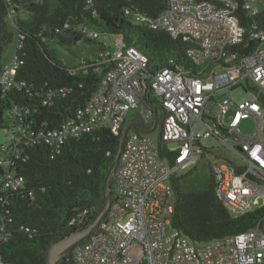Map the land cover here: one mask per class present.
<instances>
[{"label": "built area", "instance_id": "obj_1", "mask_svg": "<svg viewBox=\"0 0 264 264\" xmlns=\"http://www.w3.org/2000/svg\"><path fill=\"white\" fill-rule=\"evenodd\" d=\"M167 4L157 19L141 21L173 39L184 36L193 43L187 55L198 75L175 63L150 75L149 60L136 47L120 42L114 49L106 46L97 60L104 74L87 107L45 137L56 146L101 128L124 137L115 172L118 200L97 231L74 248L75 264H264V230L259 224L196 246L174 230L170 220L171 179L200 161H209L217 198L231 213H247L254 197L264 198V31L252 34L259 48L238 64L228 55L246 32L236 12L241 7L255 17L264 10V0H245L242 6L236 0ZM19 64L23 62L15 56L0 76L3 90L11 87ZM236 90L245 92L247 99L235 102L231 94ZM127 120L131 122L124 127ZM248 121L256 126L250 136L241 130ZM158 128L159 140L147 135ZM213 137L224 144L223 154L205 146L204 141ZM170 143L176 146L169 148ZM22 183L23 178L9 173L5 189L17 191ZM169 228L173 234H168Z\"/></svg>", "mask_w": 264, "mask_h": 264}, {"label": "trees", "instance_id": "obj_2", "mask_svg": "<svg viewBox=\"0 0 264 264\" xmlns=\"http://www.w3.org/2000/svg\"><path fill=\"white\" fill-rule=\"evenodd\" d=\"M236 1L242 6L245 0ZM167 7V0H0V76L10 62H4L2 56L15 38L14 57L23 62L11 87H0V130L9 132L10 137L9 145H0L3 264H47L55 244L90 227L104 210L120 148L121 135L104 128L60 146L46 142L48 133L60 130L87 107L104 74L97 61L66 68L49 42L57 40L71 48L83 39L93 43L100 35H109L147 56L150 75L175 63L197 76L198 69L187 55L193 43L184 36L173 39L141 21L143 17L157 19ZM236 15L246 32L243 42L228 50L229 56H235L233 64L259 48L260 42L253 40L252 34L264 31V10L250 17L240 7ZM160 148L163 151L164 144ZM9 173L23 178L17 191L5 189ZM170 184L175 194L171 227L192 244L233 237L258 224L264 230V206L233 216L217 198L213 177L209 190L199 193H186L177 178ZM108 194L110 205L118 200L115 178ZM97 229L69 248L58 264H75L74 248Z\"/></svg>", "mask_w": 264, "mask_h": 264}, {"label": "rangeland", "instance_id": "obj_3", "mask_svg": "<svg viewBox=\"0 0 264 264\" xmlns=\"http://www.w3.org/2000/svg\"><path fill=\"white\" fill-rule=\"evenodd\" d=\"M21 17L25 18L26 14L21 13ZM119 38L112 37L109 35H100L96 42L88 43L84 39L78 42L75 46L67 48L66 46L60 44L57 40L49 42V48L54 51L57 59L68 69L80 68L86 62H94L98 60L103 46L111 47L114 49L117 45ZM18 40L15 38V41L6 49L2 58L4 62H9L14 58L15 51L17 49ZM261 48L264 49V43L261 45ZM232 98L235 102H242L247 99L245 92L241 90H236L232 92ZM232 116V111L229 113L226 119V123H229ZM206 123H209L213 126V123L206 117ZM200 132L204 131L203 125H200ZM241 130L244 135H253L256 131V126L252 121L244 122L241 125ZM156 140H159L160 131L159 128L153 133L147 134ZM233 140L228 139V143H231ZM10 144L9 132L0 130V145L5 146ZM206 147H214L216 153L223 154L225 147L224 144L217 138L213 137L204 141ZM176 145L174 143L169 144V148H174ZM227 157L233 159L230 153H227ZM177 179L181 180V185L183 190L186 193H199L209 190L212 171L209 165V161H200L199 165L196 167H191L185 170H178ZM172 204L175 202V194L172 193V198L170 200ZM264 206V198H253L251 201V207L248 209L247 213H252L259 208ZM239 213L232 212L233 216H237ZM168 234H173L171 228L168 229ZM74 246V245H73ZM196 246H200L199 244ZM141 264H149L142 262Z\"/></svg>", "mask_w": 264, "mask_h": 264}, {"label": "water", "instance_id": "obj_4", "mask_svg": "<svg viewBox=\"0 0 264 264\" xmlns=\"http://www.w3.org/2000/svg\"><path fill=\"white\" fill-rule=\"evenodd\" d=\"M123 142H124V137L123 135L120 138V148L118 151V154L115 158V163L112 169V172L110 174L109 177V181H108V189H107V202L105 204L104 210L101 213V215L98 217V219L87 229H84L82 231H79L77 233H74L73 235L65 238L64 240L58 242L57 244H55L48 253V258H47V264H58L59 260L63 257V255L66 253V251L71 248L73 245H75L76 243L82 241L83 239H85L88 235H90L92 233V231L99 225V223L102 221V219L104 218L105 214L107 213L109 207H110V196H109V185L112 181L113 178H115V172H116V167H117V163L119 160V156L121 153V149L123 146Z\"/></svg>", "mask_w": 264, "mask_h": 264}]
</instances>
